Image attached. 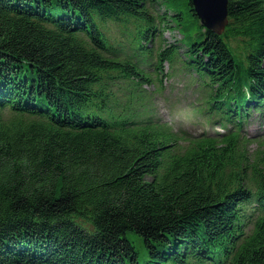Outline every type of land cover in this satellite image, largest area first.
<instances>
[{"label":"trees","instance_id":"16d2710c","mask_svg":"<svg viewBox=\"0 0 264 264\" xmlns=\"http://www.w3.org/2000/svg\"><path fill=\"white\" fill-rule=\"evenodd\" d=\"M176 1L0 0V264H264V0ZM164 63L224 133L152 113Z\"/></svg>","mask_w":264,"mask_h":264},{"label":"rangeland","instance_id":"374dc122","mask_svg":"<svg viewBox=\"0 0 264 264\" xmlns=\"http://www.w3.org/2000/svg\"><path fill=\"white\" fill-rule=\"evenodd\" d=\"M176 2H180V5L184 3L183 0ZM155 7L159 12H164L162 3L156 2ZM168 13L170 14L172 11H168ZM113 34H115V31H113ZM163 37L165 43L176 42L181 46L179 42L182 36L176 29L166 28L163 31ZM180 50H184V47H181ZM164 72H168V74L166 76L154 74L153 82L145 86V95L148 97L147 105L150 107L152 113L156 117L169 122L175 128H186L194 133L200 131H208L210 133L222 132L221 126L210 125L206 122V116L202 114V98L199 94L198 82L195 80V76L182 71L171 73V69L167 63H164ZM253 114L258 115V117L250 118L251 124L248 127L249 130L243 131L245 135L264 132V116L256 113ZM257 146V143H251L249 148L250 150H254ZM78 221L86 226V228L92 229L89 222L79 219ZM127 237L133 241L139 254V259L144 261L147 254L143 241L131 231L127 233Z\"/></svg>","mask_w":264,"mask_h":264},{"label":"water","instance_id":"95a60500","mask_svg":"<svg viewBox=\"0 0 264 264\" xmlns=\"http://www.w3.org/2000/svg\"><path fill=\"white\" fill-rule=\"evenodd\" d=\"M191 2L203 27L217 34L224 30L228 22V0H191Z\"/></svg>","mask_w":264,"mask_h":264},{"label":"bare ground","instance_id":"6f19581e","mask_svg":"<svg viewBox=\"0 0 264 264\" xmlns=\"http://www.w3.org/2000/svg\"><path fill=\"white\" fill-rule=\"evenodd\" d=\"M249 125H250V124H247V125H244L243 127H245L247 130H249V129H248Z\"/></svg>","mask_w":264,"mask_h":264}]
</instances>
